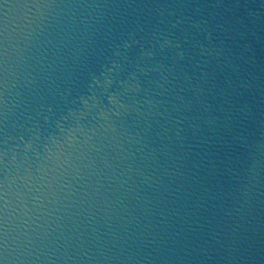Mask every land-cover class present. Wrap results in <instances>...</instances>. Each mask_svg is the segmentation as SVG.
Here are the masks:
<instances>
[{"label": "water", "instance_id": "obj_1", "mask_svg": "<svg viewBox=\"0 0 264 264\" xmlns=\"http://www.w3.org/2000/svg\"><path fill=\"white\" fill-rule=\"evenodd\" d=\"M0 264H264V0H0Z\"/></svg>", "mask_w": 264, "mask_h": 264}]
</instances>
